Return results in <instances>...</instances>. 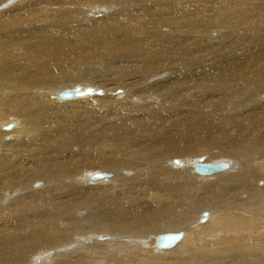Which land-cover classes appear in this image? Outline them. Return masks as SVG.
Masks as SVG:
<instances>
[{"label": "bare ground", "instance_id": "6f19581e", "mask_svg": "<svg viewBox=\"0 0 264 264\" xmlns=\"http://www.w3.org/2000/svg\"><path fill=\"white\" fill-rule=\"evenodd\" d=\"M0 264H264V0H0Z\"/></svg>", "mask_w": 264, "mask_h": 264}, {"label": "water", "instance_id": "95a60500", "mask_svg": "<svg viewBox=\"0 0 264 264\" xmlns=\"http://www.w3.org/2000/svg\"><path fill=\"white\" fill-rule=\"evenodd\" d=\"M204 171H205V172H212L213 169H211V168H207V169H205Z\"/></svg>", "mask_w": 264, "mask_h": 264}, {"label": "rangeland", "instance_id": "374dc122", "mask_svg": "<svg viewBox=\"0 0 264 264\" xmlns=\"http://www.w3.org/2000/svg\"><path fill=\"white\" fill-rule=\"evenodd\" d=\"M181 1H183V0H181ZM194 170V169H193ZM179 234V233H178Z\"/></svg>", "mask_w": 264, "mask_h": 264}]
</instances>
